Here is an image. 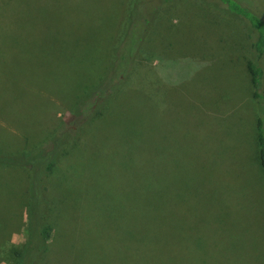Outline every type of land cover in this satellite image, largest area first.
I'll use <instances>...</instances> for the list:
<instances>
[{"label":"rangeland","instance_id":"rangeland-1","mask_svg":"<svg viewBox=\"0 0 264 264\" xmlns=\"http://www.w3.org/2000/svg\"><path fill=\"white\" fill-rule=\"evenodd\" d=\"M138 1L0 0V151L40 147L103 73L123 78L52 168L41 264H264L248 25L218 0H169L148 25ZM232 1L264 21V0ZM27 201L25 173L0 167V264Z\"/></svg>","mask_w":264,"mask_h":264},{"label":"trees","instance_id":"trees-1","mask_svg":"<svg viewBox=\"0 0 264 264\" xmlns=\"http://www.w3.org/2000/svg\"><path fill=\"white\" fill-rule=\"evenodd\" d=\"M168 1L139 0L138 4L143 9L145 8L146 11L143 12V15L146 17V20H144L145 24L149 25L158 10L166 5ZM218 2L229 13L235 16L239 14L243 17L248 25L247 40L249 55L246 59L245 69L252 87V96L255 99H259L264 94L260 89L262 76L260 67L264 68V21L257 15L251 14L243 4H237L232 0H218ZM124 36L127 37V34ZM125 37L120 39L119 44L121 42L122 44L125 43ZM112 59L122 60L120 55H116L115 57L113 55ZM108 73V71L103 73L98 83L92 89L86 90L73 111L68 113L59 126L55 128V134L40 147L20 151H0V167L24 172L27 183L28 201L26 213L27 223H29L31 231L28 237H26L22 252L18 255L17 264H41L44 257L46 258L49 253L55 251L51 250L54 245H50L48 241L50 237L48 224H50L51 216L47 211V207L50 204L48 191L50 178L53 175L52 168L71 149L74 143L73 139L80 134L77 127L83 132L90 122L103 115L108 101L114 98L115 89L122 83L123 78H120V74H116L114 71ZM262 102L264 101H260V106H262ZM80 126L82 127L80 128ZM255 128L258 160L264 180V132L262 116L257 117ZM13 186L15 187V184ZM17 190L15 187V191ZM150 213V224L157 223L156 214L152 210ZM34 218L36 221L33 224ZM155 226L157 227V224ZM156 227L151 228V235L147 239L149 242L160 238L158 237V231L155 230ZM128 237L130 241L140 240L137 231H133V229L129 231ZM26 247H28V250L25 249Z\"/></svg>","mask_w":264,"mask_h":264}]
</instances>
